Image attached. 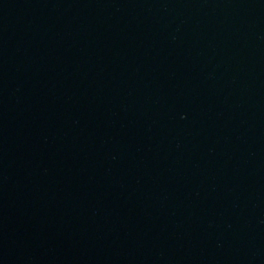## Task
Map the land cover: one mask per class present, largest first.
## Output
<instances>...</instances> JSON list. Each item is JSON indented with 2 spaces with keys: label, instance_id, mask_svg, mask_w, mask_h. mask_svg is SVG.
Segmentation results:
<instances>
[{
  "label": "water",
  "instance_id": "1",
  "mask_svg": "<svg viewBox=\"0 0 264 264\" xmlns=\"http://www.w3.org/2000/svg\"><path fill=\"white\" fill-rule=\"evenodd\" d=\"M0 264H264V0H0Z\"/></svg>",
  "mask_w": 264,
  "mask_h": 264
}]
</instances>
